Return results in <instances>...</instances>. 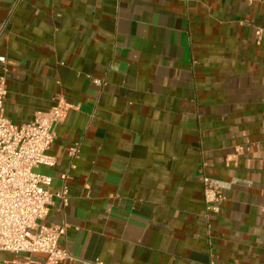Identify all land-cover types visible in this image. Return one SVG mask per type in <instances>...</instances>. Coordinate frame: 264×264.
Masks as SVG:
<instances>
[{
  "label": "crops",
  "instance_id": "crops-1",
  "mask_svg": "<svg viewBox=\"0 0 264 264\" xmlns=\"http://www.w3.org/2000/svg\"><path fill=\"white\" fill-rule=\"evenodd\" d=\"M2 28L5 117L69 107L37 168L68 176L61 264H264V0H0Z\"/></svg>",
  "mask_w": 264,
  "mask_h": 264
},
{
  "label": "built area",
  "instance_id": "built-area-1",
  "mask_svg": "<svg viewBox=\"0 0 264 264\" xmlns=\"http://www.w3.org/2000/svg\"><path fill=\"white\" fill-rule=\"evenodd\" d=\"M17 4L13 6V10ZM13 10L11 12H13ZM3 28L0 30V38ZM256 36H264L258 28ZM0 75V255L8 252L23 255L21 264H61L74 261L61 246L67 231L66 224L49 225L46 219L57 199L61 206L69 203L68 176L63 174L62 186L52 191L50 176L37 171L38 167L52 168L54 157L48 154L56 127L63 122L68 105L64 102L50 110L36 112L34 119L22 126L5 117L6 62H2ZM100 84L99 82H97ZM78 153L77 146L70 149L71 157ZM205 214L209 218L221 211L225 200L223 188L209 177L201 178ZM210 264H215L211 260Z\"/></svg>",
  "mask_w": 264,
  "mask_h": 264
}]
</instances>
